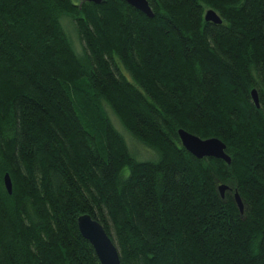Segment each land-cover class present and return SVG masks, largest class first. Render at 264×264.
<instances>
[{
  "label": "trees",
  "instance_id": "16d2710c",
  "mask_svg": "<svg viewBox=\"0 0 264 264\" xmlns=\"http://www.w3.org/2000/svg\"><path fill=\"white\" fill-rule=\"evenodd\" d=\"M148 1L154 17L0 0V264H101L84 213L122 264H264V0ZM107 107L156 158L131 154ZM180 128L231 163L192 155Z\"/></svg>",
  "mask_w": 264,
  "mask_h": 264
},
{
  "label": "water",
  "instance_id": "95a60500",
  "mask_svg": "<svg viewBox=\"0 0 264 264\" xmlns=\"http://www.w3.org/2000/svg\"><path fill=\"white\" fill-rule=\"evenodd\" d=\"M89 2H94L96 4H101L104 0H86ZM128 4L132 5L136 9L142 11L149 17H154L153 12L148 0H124ZM205 19L207 21H212L215 23H221V16L212 8L208 9L205 13ZM252 98L254 99L257 106H259V95L256 88L251 91ZM179 136L182 145L195 157H214L218 159H223L228 163H231V156L227 152L226 143L218 138H202L198 135L190 133L185 129L180 128ZM4 184L9 191L12 193L13 183L12 178L9 173L4 175ZM218 189L221 196L224 197L226 191L229 189L227 183H218ZM235 202L239 207L240 211H244V203L241 195L238 191L234 195ZM78 226L82 235L93 245L97 256L100 259L101 264H122L120 258V252L105 229L104 225L97 219H95L91 214L84 213L78 217Z\"/></svg>",
  "mask_w": 264,
  "mask_h": 264
},
{
  "label": "rangeland",
  "instance_id": "374dc122",
  "mask_svg": "<svg viewBox=\"0 0 264 264\" xmlns=\"http://www.w3.org/2000/svg\"><path fill=\"white\" fill-rule=\"evenodd\" d=\"M61 21L65 30L73 41L75 49L80 55H83V43L75 29L73 20L70 17L64 16ZM108 111L116 127L126 138L131 154H133L134 156L136 155L137 157H135L139 160L156 158L157 155H155V151L152 148L148 147L147 145L141 143L139 140L134 138L133 135L130 134V132L121 124L120 120L115 115V113L110 108H108Z\"/></svg>",
  "mask_w": 264,
  "mask_h": 264
}]
</instances>
